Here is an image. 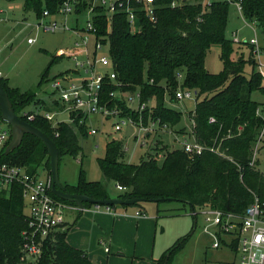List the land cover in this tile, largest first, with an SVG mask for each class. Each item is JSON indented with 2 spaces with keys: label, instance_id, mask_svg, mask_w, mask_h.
I'll list each match as a JSON object with an SVG mask.
<instances>
[{
  "label": "trees",
  "instance_id": "obj_1",
  "mask_svg": "<svg viewBox=\"0 0 264 264\" xmlns=\"http://www.w3.org/2000/svg\"><path fill=\"white\" fill-rule=\"evenodd\" d=\"M23 1L25 9L32 10L40 18L45 11L49 15L55 14L63 0ZM170 2L158 1L161 5L156 6L155 22L146 20L138 12L139 31L136 33L131 32L124 13L115 15L108 31L103 9L93 10L96 35L108 38V56L116 77L114 83L104 81L101 101L110 109H118L123 118L137 121L139 117L142 127L157 124L168 130L179 124L181 114L166 108L165 98L177 103L176 91L189 90L199 99L188 116L192 123L190 137L203 145L220 144L223 155L204 152L191 158L182 147L169 150L158 143L154 154L149 153L138 164H128L122 162L124 149L121 142L111 140L106 144L104 158L98 159L104 181L87 182L81 174L76 186L64 187L72 194L105 200L110 198L106 184L113 182L126 189L118 196L122 200L169 199L191 211L211 209L238 218L255 199L264 204V173L257 168V160L250 165L254 147L264 130V118L260 114L264 112V106L254 101L252 94H264V77L258 72L246 75L248 62L237 56L234 42L226 38L228 2L214 0L208 8L187 5L177 9H172ZM240 3L244 19L264 32V0H240ZM84 9V6L79 7L77 12ZM244 45H248L253 55L254 47L249 43ZM213 46L220 47L222 70L218 74H210L205 69V57ZM249 63L252 68L256 67L253 59ZM0 84L16 115L55 143L59 160L66 155L78 156L80 140L89 135L85 122L80 123L87 116L69 112L70 123L56 126L41 115L33 114L34 119L29 121L22 112L30 104L44 108L46 114L60 113L64 106L55 102L45 107L44 103L35 102V91L20 92L10 88L1 78ZM111 93L116 97H110ZM136 94L139 107L145 105L142 111L128 108L123 99L124 95L132 97ZM210 119L214 123H210ZM239 126H242L240 132L237 131ZM180 130L174 132L180 133ZM183 130L181 134H186ZM0 164L21 167L29 174L42 169L50 176L47 150L31 135H25L20 146L10 154L5 155L3 151ZM51 196L74 206L52 193ZM89 206L86 204L85 208ZM25 209L18 185L0 192V264L24 262L23 247L31 241L41 243L37 264H93L85 251L68 244L66 238L70 226L54 229L41 241L38 235L33 237ZM195 223L196 220L193 229ZM187 240V237L178 239L154 264H172Z\"/></svg>",
  "mask_w": 264,
  "mask_h": 264
},
{
  "label": "rangeland",
  "instance_id": "obj_2",
  "mask_svg": "<svg viewBox=\"0 0 264 264\" xmlns=\"http://www.w3.org/2000/svg\"><path fill=\"white\" fill-rule=\"evenodd\" d=\"M87 18L86 11L69 16L56 12L48 17L38 18L32 10L25 9L23 0H0L1 79L10 88L20 92L35 91V102H42L45 107L52 106L55 102L60 104V94L53 88L56 82L80 87L83 80L90 79L83 69L77 67L75 62L66 56L78 49L75 47V43L82 45V39L85 38L82 30H86ZM53 22H56L57 28L55 32H50L46 29V25ZM64 25L68 30H65ZM75 29L76 31H74ZM226 38L234 41L233 48L238 53L237 56L248 62L245 66L246 75L258 72L264 77V32L245 20L234 4H230L228 10ZM252 39L257 40L258 47L261 49L258 54L252 55L248 45H244ZM28 40H32L33 43L28 44ZM87 49L90 53L94 50L92 37L89 38ZM106 52V49H102L97 58L104 56ZM219 56L220 47H211L205 57V69L208 73L218 74L221 72L222 63ZM234 58H236V54H234ZM250 59L255 61L256 67L252 68L249 63ZM52 62L53 64H51ZM48 68V74L43 78ZM98 71L110 73L111 69L109 67L101 68ZM66 74L68 80L62 82L61 77ZM123 99L128 108L138 111L139 102L136 95L132 97L124 95ZM252 99L264 106L263 93L252 94ZM198 100L192 97L171 103L166 97L164 106L181 114L179 124L168 130L157 124H149L150 128L147 125L142 127L143 123L138 117L137 121L136 118L134 119L136 121H133L134 125L129 120H123L125 125L119 124L121 130L116 131L115 124L121 123L122 119L117 121L116 119H106L98 114L88 115L85 120L86 128L88 131L95 130L96 134L88 135L80 140L81 151L78 156L66 155L60 158L58 175L61 184L76 186L81 174L87 182H103L98 159L104 158L106 144L111 140L121 142L124 149L122 162L128 164H138L142 159H146L149 153L154 154L155 146L158 143H162L169 150H180L183 142L192 140L190 137L192 123L188 116L193 112ZM262 109L264 110V107ZM45 112L44 108L30 104L22 113L44 116ZM50 114L55 126L60 123H70V114L67 111L56 114V116L55 113ZM260 114L264 118V112ZM183 129L186 130V134H181L184 132ZM178 130L180 133L174 132ZM147 133L150 134L149 137L146 136ZM256 160L257 168L264 173V140L259 145ZM38 176L42 180L46 177V172L40 169ZM106 190L110 198H118L120 195L113 182L106 184ZM71 210L65 211L63 216L65 223L70 224L69 226L73 225L79 215L77 211L72 212ZM95 211V206H89L79 218L86 221L77 222L69 232L77 234V227L84 230V234H82L84 236L76 235L75 242L88 245L93 250L92 259L96 264H105L107 255L103 253L104 248H109V258L123 253L126 260H122L121 264H153L152 261L158 260L168 248L182 237H187L188 240L182 250L174 256L172 264H237L236 254L225 246L222 245L219 249L211 248L217 229L211 223L214 216L205 215L208 213V209H196L193 215L190 208H184L180 203L173 201L160 204L140 202L133 206L112 207L111 211L123 213L128 223L131 224V228L134 227L135 230V221L138 220L135 217V212L152 219L151 223L148 222L151 228L149 245L138 244L139 237L134 236V230L131 228L130 231L119 234L116 243L110 240L107 229L103 232L99 231L98 235V229L93 227L95 220L91 215V212ZM24 212L28 214L27 209ZM207 218H210L211 221L206 222ZM194 220L196 223L193 229ZM97 240L99 242H96ZM101 241L106 242L105 247L101 245ZM134 242L137 243L136 246H134ZM25 255L24 262L21 264H37V256L27 253ZM111 262L114 264L113 261Z\"/></svg>",
  "mask_w": 264,
  "mask_h": 264
},
{
  "label": "built area",
  "instance_id": "obj_3",
  "mask_svg": "<svg viewBox=\"0 0 264 264\" xmlns=\"http://www.w3.org/2000/svg\"><path fill=\"white\" fill-rule=\"evenodd\" d=\"M159 0H63L58 8V13L66 16L79 14L78 8L84 6V10L88 14L86 21V30H82L85 38L82 39V45L75 43L78 48L74 52H70L66 56L71 58L77 67L83 69L86 75L90 76L89 80H83L82 85L77 87L73 84L63 85L56 82L53 88L60 94V103L64 106V111L77 112L81 116L90 114H98L106 119H122V122L115 124V130L120 131L121 125H125L123 120H129L131 124L134 122L130 119L120 116L118 109H110L107 104H103L101 96L104 88V81L114 83L116 81L115 74L112 70L111 61L108 56V38L105 36L96 35V27L92 16L95 8H101L104 11L103 20L108 27V31L112 26L115 15L124 13L126 22L132 33L139 31L138 12L142 13L146 20L155 22V10ZM214 0H171L170 7L172 9L181 8L183 6H202L208 8ZM229 4H234L238 12L241 14L242 7L240 0H224ZM48 12H44L42 17H48ZM57 28L56 22L46 25V29L50 32H55ZM65 30H68L64 25ZM76 31V29L74 30ZM94 40V50L90 53L87 49L89 38ZM234 42V41H233ZM32 40H28V44H32ZM254 47L253 54H258L261 50L258 47L256 39L249 42ZM106 49L104 56L97 58L99 52ZM82 59V60H81ZM110 68V73H101L98 69ZM1 78V72H0ZM68 80V75H62L61 81ZM193 92L189 90H178L175 93L177 101L191 99ZM138 98V94H136ZM110 97H116V94L111 93ZM145 105L139 107L142 111ZM29 121H32L35 115L30 113L23 114ZM44 118L52 121L51 114H44ZM82 120L80 123H84ZM210 123H214L210 119ZM237 131H242V126L237 128ZM89 135H95V130L88 131ZM11 138L10 128L1 119L0 113V154L5 151ZM264 130L260 133L258 141L253 150V158L250 165H254L256 161L259 145L263 142ZM222 142V140H221ZM183 151L189 157L200 156L204 152L223 155L220 150V144L203 145L198 143L194 138L191 141H185L181 145ZM13 185L20 187L21 197L26 204L28 211L29 225L33 228V237L38 235L40 241L46 238L54 229L64 225V212L69 209V206L56 201L52 198V180L46 175L44 179H40L38 173L29 174L23 168L8 164H0V192L3 189L10 188ZM119 192H124L126 189L116 186ZM103 208L105 211H111V207L95 206L98 211ZM205 215H213L206 219V222L211 221L212 225L217 229L215 240L211 245L213 249H219L222 245L234 252L237 257V264H264V204L254 200L244 211V214L238 218L232 215H226L219 211L208 209ZM136 216H141L136 213ZM235 244V246H234ZM40 244L33 241L26 243L23 247V252L33 256L40 255ZM108 252V249L105 250Z\"/></svg>",
  "mask_w": 264,
  "mask_h": 264
},
{
  "label": "water",
  "instance_id": "obj_4",
  "mask_svg": "<svg viewBox=\"0 0 264 264\" xmlns=\"http://www.w3.org/2000/svg\"><path fill=\"white\" fill-rule=\"evenodd\" d=\"M0 113L1 119L11 131V140L7 147L5 148L4 154L8 155L17 149L25 135H31L42 142L47 150L49 158V170L50 177L52 180V194L59 200L68 202L74 205V207L79 211L83 212L85 210V205L93 206H133L140 202L149 203H166L171 202L169 199H156V200H145V199H132V200H122L119 198H109L105 200H94L88 196L72 194L61 184L58 175V165H59V153L55 143L50 140L44 133L25 122L13 110L11 101L8 94L0 84ZM194 215V210L191 211Z\"/></svg>",
  "mask_w": 264,
  "mask_h": 264
},
{
  "label": "crops",
  "instance_id": "obj_5",
  "mask_svg": "<svg viewBox=\"0 0 264 264\" xmlns=\"http://www.w3.org/2000/svg\"><path fill=\"white\" fill-rule=\"evenodd\" d=\"M64 112V111H62ZM61 113V112H60ZM59 114V113H56ZM56 114H54L56 116ZM69 209H73L71 210L73 211H77L79 212L74 206L69 205ZM68 209V210H69ZM87 208H85V210H87ZM84 210V211H85ZM67 211V210H65ZM83 211V212H84ZM81 212V214L83 213ZM87 213H90L89 211H86ZM93 219L95 220L93 227H95V229L97 230V234L99 235L100 232H103L104 230H108V236L110 238V240H112L114 243H116L117 238L119 237V234H123L124 232L130 231L131 229L134 230V236L139 237V241L138 244H142L144 243L145 245H149V241L151 239V228L150 225L148 224L152 222V219H148L147 217H144L143 214H141V216H136L135 212V217L138 218V220L135 221L136 223V230L134 229V227L131 228V224L128 223V221L126 220V217H124L123 213H119V212H112V211H105V210H96L95 212H91ZM79 214V213H78ZM81 214H79L77 216V218L74 220L73 225H71L70 227L75 226V224L77 222H85L86 220H80L79 218L81 217ZM143 216V217H142ZM142 217V218H141ZM75 218V217H73ZM70 224H66L64 221V226L69 227ZM131 228V229H130ZM72 228H70L71 230ZM76 229V227H75ZM68 230V232L70 231ZM73 231V230H72ZM77 234H73L72 232L67 233V242L68 244L76 249H80L83 250L87 253L89 259L93 262V264H96L94 259H92L93 256V250H91L88 245H82V244H78L75 242V236L76 235H82L84 234V230H82V228H78L77 227ZM84 236V235H82ZM81 236V237H82ZM96 242H99V240H97ZM101 245L103 247H105L106 242L101 241ZM137 243L134 242V246H136ZM94 249V248H93ZM108 249V252H106L105 250ZM93 253V254H92ZM103 253H106V262L105 264H112L111 261H113L114 264H121L122 260H126L125 255L123 253H118L116 254V256H110L111 258H109V254H110V250L109 248H104ZM104 257V256H103ZM154 264V261H152Z\"/></svg>",
  "mask_w": 264,
  "mask_h": 264
}]
</instances>
